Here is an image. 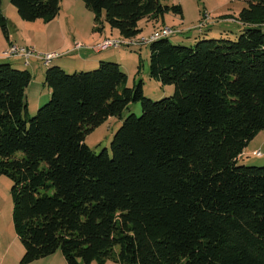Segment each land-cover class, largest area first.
I'll use <instances>...</instances> for the list:
<instances>
[{"label": "trees", "instance_id": "1", "mask_svg": "<svg viewBox=\"0 0 264 264\" xmlns=\"http://www.w3.org/2000/svg\"><path fill=\"white\" fill-rule=\"evenodd\" d=\"M61 1L10 0L23 21L44 23ZM82 1L125 39L182 14L165 0ZM244 1L237 41L150 43V76L176 86L160 101L142 81L129 88L120 64H50L51 98L29 118L31 73L0 64V176L13 182L21 264L58 252L67 264H264V167L239 163L264 130V0ZM0 26L9 40L2 0ZM133 102L143 114L124 120L112 154L93 151L87 136Z\"/></svg>", "mask_w": 264, "mask_h": 264}, {"label": "rangeland", "instance_id": "2", "mask_svg": "<svg viewBox=\"0 0 264 264\" xmlns=\"http://www.w3.org/2000/svg\"><path fill=\"white\" fill-rule=\"evenodd\" d=\"M165 3L181 6L182 14L169 12L159 22L143 21V32L138 40L149 39L155 32L168 28L174 33L169 37L174 45L195 47L205 39L237 41L245 32L246 26L239 21L241 12L248 6L244 0H165ZM2 11L8 21L9 40L0 26V53L12 44L10 42H14L13 44L18 46L34 48L37 54H57L58 58L53 60L49 67L61 65L68 74L93 71L98 68L100 62L117 63L128 76L129 88H134L140 81L143 82L145 98L160 101L175 95V85H164L150 76V43L138 47L105 49L102 52L104 59L96 56L95 51L101 44L108 39H121V36L106 23L96 25L93 13L86 8L82 0H62L58 16L50 23L41 20L23 21L10 0H2ZM96 27L101 30H96ZM78 44L82 50L77 48ZM6 45L8 46L5 49ZM80 53H86V57L97 61H81L85 58L84 54L81 57ZM12 62L14 59H0V64ZM23 62L19 63L20 67L32 75V85L27 98L28 117L32 118L51 98L50 90L45 85V73L49 67L37 58L30 59L29 66L25 62L23 65ZM13 65L16 66V63ZM132 114L142 116V102L131 103L123 112L122 118H110L92 131L86 138V144L96 153L107 149L111 155V144L116 132ZM258 151L263 153L262 157L255 156L254 153ZM239 163L249 167H264V130L249 143ZM12 186L10 178L0 176V253L7 250L11 261L14 260L18 249H24L13 224ZM58 253L63 257L61 252ZM15 264L21 263L17 261ZM107 264L117 263L109 261Z\"/></svg>", "mask_w": 264, "mask_h": 264}, {"label": "built area", "instance_id": "3", "mask_svg": "<svg viewBox=\"0 0 264 264\" xmlns=\"http://www.w3.org/2000/svg\"><path fill=\"white\" fill-rule=\"evenodd\" d=\"M173 34H174L173 31L167 28V29H163L161 31L155 32L154 34H152V36L149 39L138 40L137 38L139 36L135 39H125L123 37L117 40L108 39L103 44H101V46H99L98 49L105 50L109 48L119 49L121 47H138L140 45L151 43L163 37H169ZM77 48L79 49L81 48V46H79L78 44ZM10 58H21L26 62V65L30 64L29 63L30 59L37 58L43 61L46 66H49L53 62V60L58 58V55L57 54L41 55V54H37L34 48H28L25 46H18V45L13 44V45L8 46V48L5 51L0 53V59H10ZM254 154L257 157L263 156V153H261L260 151L255 152Z\"/></svg>", "mask_w": 264, "mask_h": 264}, {"label": "crops", "instance_id": "4", "mask_svg": "<svg viewBox=\"0 0 264 264\" xmlns=\"http://www.w3.org/2000/svg\"><path fill=\"white\" fill-rule=\"evenodd\" d=\"M16 42H17V40H16ZM10 43H14V42H10ZM7 46L8 45H6L5 49L7 48ZM79 50H82V49H79ZM102 52H103V50H99V49L97 51H95V53L97 54L96 56H98V55L100 56L99 59H104L105 58L104 56H102ZM83 54H84V56H83ZM83 54L80 53V56L81 57L83 56L85 59H82L81 61H92V62H96L97 61V59H90V57H86L85 56L86 53H83ZM21 61L23 62L22 59H14V62H12V65H13V63H16V66L13 65L14 67H16V68H18L20 70H24V68L20 67V65H19V63ZM23 65H24V62H23ZM82 66H84V65H82ZM31 85H32V81H31V84H30L29 88L27 89V98L29 97V94H30L29 89H30ZM23 254H24V249H21V250L18 249V253L14 256V260L11 261L10 258H9L8 251L7 250L5 251V253H2L1 252L0 253V264H10V262H12V263L15 264L17 261L20 263ZM58 254L59 253H57V254H55V255H53L51 257H48V258H45V259L36 261V262H34L32 264H40V263H43V262L44 263H47V264H67V263H65L66 261H65L64 257H60V255H58Z\"/></svg>", "mask_w": 264, "mask_h": 264}]
</instances>
